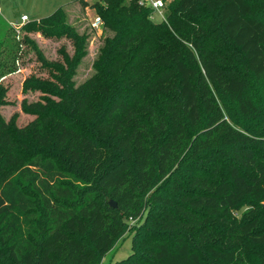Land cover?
Masks as SVG:
<instances>
[{"label":"trees","instance_id":"1","mask_svg":"<svg viewBox=\"0 0 264 264\" xmlns=\"http://www.w3.org/2000/svg\"><path fill=\"white\" fill-rule=\"evenodd\" d=\"M163 1L93 0L113 34L79 85L66 8L24 24L74 52L37 49L28 124L0 112V264H101L128 232L109 264H264V0Z\"/></svg>","mask_w":264,"mask_h":264},{"label":"rangeland","instance_id":"2","mask_svg":"<svg viewBox=\"0 0 264 264\" xmlns=\"http://www.w3.org/2000/svg\"><path fill=\"white\" fill-rule=\"evenodd\" d=\"M0 0V84L6 87V102L0 106V112L6 120L13 116L19 126L28 124L35 115L26 113L21 108V101H42L43 92L24 88V81L34 75L50 78L48 68L42 66L37 49L49 60L60 61L63 52H74L73 40L67 36H49L42 31H29L24 25L17 30L8 21L19 22L22 14L30 19L45 17L59 7L67 10V19L78 32L88 34L87 55L77 69L75 82L77 85L86 81L95 72L94 63L104 46L105 38L113 33L101 23L93 27L91 21L96 11L83 6L80 0ZM70 3V4H69ZM159 21V14L155 15ZM132 232H128L116 246L106 254L101 264H109L113 260L126 257L131 251Z\"/></svg>","mask_w":264,"mask_h":264},{"label":"built area","instance_id":"3","mask_svg":"<svg viewBox=\"0 0 264 264\" xmlns=\"http://www.w3.org/2000/svg\"><path fill=\"white\" fill-rule=\"evenodd\" d=\"M80 1H85V2H89V0H80ZM138 2L141 5H146L152 8V13H151V17L155 18L156 14H159L160 19H163L165 16L164 14V1L163 0H138ZM89 5V3H88ZM87 5V6H88ZM30 20L28 15H22L21 19L19 22H14L12 25L19 30L26 22H28ZM102 23V19L100 17V15L95 14L93 16V19L91 21V25L93 27H98L100 24Z\"/></svg>","mask_w":264,"mask_h":264},{"label":"water","instance_id":"4","mask_svg":"<svg viewBox=\"0 0 264 264\" xmlns=\"http://www.w3.org/2000/svg\"><path fill=\"white\" fill-rule=\"evenodd\" d=\"M110 204L113 206V207H116L117 206V202L115 200H110Z\"/></svg>","mask_w":264,"mask_h":264},{"label":"crops","instance_id":"5","mask_svg":"<svg viewBox=\"0 0 264 264\" xmlns=\"http://www.w3.org/2000/svg\"><path fill=\"white\" fill-rule=\"evenodd\" d=\"M70 3H71V1H70ZM70 3H69V4H70ZM25 14H26V13H24V14H22V15H25ZM26 15H27V14H26ZM29 18H30V17H29ZM20 19H21V17H20ZM13 23H14V22H13ZM13 23H12V24H13ZM8 24H9V25H12L10 20L8 21Z\"/></svg>","mask_w":264,"mask_h":264}]
</instances>
